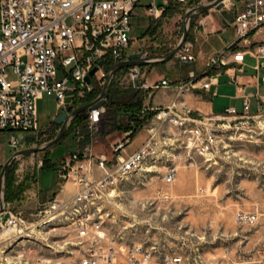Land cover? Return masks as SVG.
Returning <instances> with one entry per match:
<instances>
[{
    "label": "built area",
    "instance_id": "obj_1",
    "mask_svg": "<svg viewBox=\"0 0 264 264\" xmlns=\"http://www.w3.org/2000/svg\"><path fill=\"white\" fill-rule=\"evenodd\" d=\"M214 1L0 0V131L36 134L40 130L39 100L45 95L56 98L57 111L61 112L67 106L70 91H74L72 108L77 109L75 104L85 94L94 91L99 83L105 85L114 66L130 57L134 41L132 16L138 6H143L146 17L156 24L178 11L180 17H185L188 12ZM225 7L236 15L233 24L236 41L211 57L201 75L191 73L188 84H174L166 78L153 85L142 83V66L117 73L125 74V80L134 89L144 91L146 98L162 89H176L177 99L168 106L143 107L142 129L149 136L132 155L124 151L130 144L133 129L116 144L111 156L89 146L59 160L60 189L41 203L37 212L26 214L6 203L0 214V264H24V261L30 264L27 247L38 246L42 239L49 238L50 231L63 227L72 228L75 234L81 254L76 264H193L184 255L162 252L155 247L135 244L118 248L104 231L108 214L101 204L115 199L113 193L134 176L155 173L159 166L165 169L164 183L171 186L178 179L177 160L182 156L176 154L177 150L184 149L188 156L193 153L212 162L228 148L235 130L240 131L242 126L264 116V93L258 92L254 104L253 96L246 93L234 76L231 79L243 93L240 109L233 106L225 113L206 115L180 105L179 95L184 88L194 89L203 81L202 88L210 91L233 64L240 66V73L244 72L247 55L255 60L257 71L264 69V40L255 41L264 29V0H225ZM199 26H203L202 21ZM194 46L190 41L185 43L175 59L194 62ZM137 53L148 60L146 51ZM98 66L100 69L89 85L85 78ZM261 78L264 83V76ZM99 103L98 108L84 113L93 135L100 133L106 111L102 100ZM255 105L258 116L253 115ZM172 128L177 132L175 139L170 134ZM20 141L13 136L9 145L17 149ZM2 169L0 165V174ZM68 185L73 191L63 194ZM1 206L2 198L0 209ZM235 221L239 226H252L257 223L258 214L239 212Z\"/></svg>",
    "mask_w": 264,
    "mask_h": 264
},
{
    "label": "rangeland",
    "instance_id": "obj_2",
    "mask_svg": "<svg viewBox=\"0 0 264 264\" xmlns=\"http://www.w3.org/2000/svg\"><path fill=\"white\" fill-rule=\"evenodd\" d=\"M179 13L180 11L168 15V19L164 18L156 23L155 35L149 33L147 36L150 20L145 15V8L138 6L132 16L131 34L134 41L130 55L139 50L148 53V60H161L170 55L185 34L186 17H180ZM214 16L218 29L225 31L212 36L209 46L221 48L226 40L235 38L232 26L236 15L234 11L224 8L216 10ZM204 17L205 14L194 16L189 30L190 38L194 36V30L199 28ZM161 67L162 65H147L141 82L155 79ZM151 68L153 70L149 72ZM124 77L125 74H116L111 80L106 93L109 103L111 98L108 94L115 91L118 93L115 97L118 105L130 102L137 95L138 91L133 84ZM103 88L104 84L96 86V98ZM228 92L234 94L232 90ZM87 95L88 93L84 97ZM83 100L75 104L77 109L87 104ZM109 103L108 106L105 104V117H108ZM230 103L229 100L218 99L215 112L225 113V107ZM234 106L240 109L242 103H234ZM253 111V115H259L256 105ZM56 113L57 100L53 95H45L40 99L39 132L43 133V137L41 140L29 141L17 149L10 147L11 139L14 136L20 141L27 134L0 131L2 168L14 154L24 149L40 147L58 136L60 127L53 121ZM126 121L128 120H124V123ZM113 126L111 123L103 134L102 124L100 133L89 134L88 144L83 142L81 129H78L75 134L64 137L51 149L16 159L10 166L14 171L12 179L15 187L23 186L24 191L9 202L5 177L6 203L10 204L11 209L23 210L26 214L37 212L41 203L48 201L47 197L52 198L54 191L60 189L58 161L73 151H85L89 146L95 147L100 154H112L108 136L116 132L112 129ZM132 128L135 126L132 125ZM170 134L175 139L176 129L172 128ZM145 137L146 132H143L140 138L127 145L124 153L129 155L136 151ZM78 142H81L80 145ZM229 144L225 152L212 162H207L197 154L188 156L184 149L177 150L176 154L182 153V156L177 160L178 179L171 186L163 181L164 166H159L155 173L149 175H136L121 186L115 199L101 204L103 211L108 214L103 227L109 238L116 242L118 248L135 244L149 249L155 247L162 252L184 255L193 264H264V116L242 126L240 131L235 130ZM48 153L52 168L44 164ZM239 212L257 213V223L239 226L235 221ZM72 230L63 227L50 231L49 238L42 239L38 246L27 247L30 250V264H76L81 254ZM121 260L125 262L124 258Z\"/></svg>",
    "mask_w": 264,
    "mask_h": 264
},
{
    "label": "crops",
    "instance_id": "obj_3",
    "mask_svg": "<svg viewBox=\"0 0 264 264\" xmlns=\"http://www.w3.org/2000/svg\"><path fill=\"white\" fill-rule=\"evenodd\" d=\"M216 10L218 9H212L208 11V13L205 14V17L203 18V20H201L203 23V26H199L198 29L194 30V36L190 38V42L194 43L195 45L194 46L195 48L194 52L196 53L195 61L194 62H180L174 58L168 62L159 64V65H162V67L157 72L155 79L148 82L149 84L151 85L156 84L158 82H161L162 79L166 78L168 79V81H171L174 84L186 85L191 81L190 80L191 73L195 72L196 75H201L206 70L207 62L209 61L211 57L224 52L225 49H227L230 44L236 41V31H235V38L233 40H226L224 42V45L221 48L209 46L210 45L209 41L212 36L223 33L225 31L223 29H218L217 27L216 17L214 16V13ZM145 15H146V12H145ZM149 28L153 30L154 28H157V24H152L149 21L148 29ZM148 35L149 34H147V36ZM263 40H264V29L261 30V32H259L257 36L255 37L256 42L263 41ZM135 54H138V53H135ZM244 63H245L244 72L242 73L239 72V68H240L239 65H234V64L231 65L229 67L230 69L229 72H226V74L222 75L218 79V81L214 82V85L212 86L210 91H205L202 88L204 84L203 81L198 82L195 85L194 89H191L189 87L184 88L179 95L180 105L182 107H186L194 111L199 110L206 115H211V113H216L215 110L217 108L218 99L223 98V100H229V102L231 101L230 105H227V107H225V110L228 107H233L234 103H237V102L242 103L243 93H241L238 90L235 82L231 79V76H234L236 77V79H238L239 83L243 85V87L245 88L246 93L248 95L253 96V103L256 104L257 103L256 96L258 92L264 93V83L262 82V78H261L264 76V69L257 71L255 69V66H256L255 60L250 55L246 56ZM146 66H142L143 75L147 71L144 69ZM152 70L153 68H151L149 72H152ZM231 90L233 91L234 94H229L230 92L228 91H231ZM137 91H138L137 96L139 98L144 99V106L146 107L147 105L156 106V107L168 106L174 100L177 99L176 96L178 94V90L176 89H162L160 91H156L151 98H146L144 91H139V90ZM57 114H58V111L55 114L56 117H57ZM128 132L130 131L125 132V131L116 130V132H113L108 136V140H109L108 143L111 145L112 151L117 143L122 142L126 138ZM143 132H146V137L145 139H143V141L140 144L139 148H141L143 143H145V141L148 139V136H149V133L146 130L139 132L133 140L131 139L130 143L140 138ZM107 155L111 156V154H107ZM129 155H132V154H129ZM55 191H57V189ZM47 199H51V198L47 197Z\"/></svg>",
    "mask_w": 264,
    "mask_h": 264
},
{
    "label": "water",
    "instance_id": "obj_4",
    "mask_svg": "<svg viewBox=\"0 0 264 264\" xmlns=\"http://www.w3.org/2000/svg\"><path fill=\"white\" fill-rule=\"evenodd\" d=\"M224 7H225V0H216L214 2L208 3V5H203L197 9L192 10L191 12H188L185 15V17H186L185 31H184L185 34H184L182 40L177 45L176 49L167 57H164L161 60H144L143 54L138 53V54L130 55V57L128 58L127 61L115 65L114 68L109 72L107 79L105 81L106 84L104 85V88H103L102 92L99 94L97 100L90 102V103H87L78 109H73L72 103L74 101L73 100L74 91H70L69 96L67 98L66 108H64L57 115V117L54 118V120H53L54 123L60 127L58 136L55 139H53L51 142L44 144L40 147L21 150L20 152L14 154L5 163L4 168L2 169V172L0 174V197L2 198V206L0 209V214H3L4 208L6 206V200L4 197V194H5L4 193V186H5L6 173H7L8 169L10 168L11 164L16 159H18L24 155L37 154V152L46 151L48 149H51L52 146L56 145L57 143H59L63 139L64 135L66 134V130L70 124V121L72 119H74L75 117H77L79 115H83L90 108H98L101 105V103H99L100 100H102V104L107 103L106 93L108 91L110 82L116 76V74L119 71H121L123 69L130 68V67H135V66L159 65V64H162L164 62H168V61L174 59L175 56L177 55V53L181 50V47L187 42V40L189 38L190 25H191V22H192V19L194 18V16L206 14V13H208V11H210L212 9L221 10V9H224ZM99 66H102V63H99ZM99 66H98V68L93 69L89 73V75L85 78L86 83H88L89 85H92V78L95 77V75L98 73V71L100 69ZM42 137H43L42 132H37L36 134H27L21 139L20 145H24L29 141L41 140Z\"/></svg>",
    "mask_w": 264,
    "mask_h": 264
},
{
    "label": "trees",
    "instance_id": "obj_5",
    "mask_svg": "<svg viewBox=\"0 0 264 264\" xmlns=\"http://www.w3.org/2000/svg\"><path fill=\"white\" fill-rule=\"evenodd\" d=\"M156 29L157 28H154L153 30H151L149 28L146 34L151 33L155 35L154 33H156ZM189 39H190V36H189ZM97 92L98 90L95 89L94 91L88 93V95L83 98L84 99L83 101H86L87 103L94 101L96 98L95 94ZM117 94L118 93L116 91L114 93L108 94V96H110L111 98V103H109L110 99H108L106 103V106H108L107 104L109 103V108L107 110L108 117L104 116L103 130L101 133L104 134L105 130H107V127H109V125L113 123L114 126L112 127V129L114 130L125 131V132L131 131L132 129L135 130L133 137H132V140H133L137 136V134L141 131L140 129H142L144 125V121L142 120V114H141V111L144 107V99L139 98L137 95H134L130 102L123 104V105H118L115 100V97L118 96ZM120 117L122 118V120L119 121L118 119H121ZM126 119L128 120L126 121L127 124L126 122L124 123V120ZM87 123H88L87 117L84 114L75 117L71 125L69 126L66 134L64 135V137H68V135L71 133L75 134V130L81 129V132H82L81 138L85 144H88L90 142V136H89L90 131L88 130ZM132 124H134L135 128H132ZM77 137H78V134H76V138ZM81 142H78V145H80ZM44 164H46L48 168H52L53 166L52 164H50V161H49V153L46 156ZM13 172L14 171L11 167L8 169L6 173V181H7L6 197L9 202L18 198L24 191L23 186L21 188L15 187L14 185L15 181H13L12 179Z\"/></svg>",
    "mask_w": 264,
    "mask_h": 264
},
{
    "label": "bare ground",
    "instance_id": "obj_6",
    "mask_svg": "<svg viewBox=\"0 0 264 264\" xmlns=\"http://www.w3.org/2000/svg\"><path fill=\"white\" fill-rule=\"evenodd\" d=\"M187 42H188V40H187ZM187 42H186V43H187ZM175 57H176V56H175ZM105 84H106V83H105ZM59 113H60V112H58V114H59ZM58 114H57V115H58ZM143 126H144V125H143ZM141 130H143V129H141ZM70 191H73V188H72L71 185H68V186H66L65 190L63 191V194H64V193H65V194H66V193L68 194V193H70ZM116 193H117V192H116ZM116 193H113V194H114V197H117V194H116ZM55 230H58V228L55 229ZM55 230H54V231H55Z\"/></svg>",
    "mask_w": 264,
    "mask_h": 264
}]
</instances>
